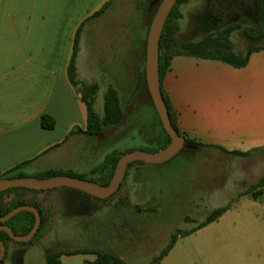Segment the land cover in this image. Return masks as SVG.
Instances as JSON below:
<instances>
[{
	"label": "rangeland",
	"instance_id": "1",
	"mask_svg": "<svg viewBox=\"0 0 264 264\" xmlns=\"http://www.w3.org/2000/svg\"><path fill=\"white\" fill-rule=\"evenodd\" d=\"M256 3L258 0H188L179 7L180 36L197 40L230 22L244 20L242 28L232 34L236 49L246 52L264 45V38L249 39L243 32L244 27H258L254 20ZM227 5L232 8L221 12ZM212 14L221 18L216 26ZM140 16L138 10L130 16L132 30L125 55L114 60L104 43L98 58L83 54L80 66L83 71L86 62H92L86 70L88 81L97 80L99 75L93 72L106 69L108 74L102 75L95 109L99 115L104 113L105 94L117 86L123 120L104 127L97 135H82L72 141L53 165L33 173L35 177L44 178L49 171H57L105 184L111 154L138 149L156 152L166 147L157 110L147 98L145 87L137 88V55L148 31ZM260 28L264 31V24ZM87 52L90 54V50ZM178 59L164 78L179 103L184 64ZM201 74L210 80H228L217 71L204 70ZM180 119L182 135L193 143L165 163L131 164L119 191L105 199L92 197L95 209L88 214L79 213L68 203L69 195L77 192L74 188L25 190L36 194L41 201L38 207L49 222L31 242L23 244L28 254L18 264H48L49 251H64L62 264H85L96 258L90 252L68 254L81 249L111 251L127 264L151 263L178 229L191 230L218 207L227 210L207 226L179 236L159 264H264V187H253L264 176L263 153L247 152L246 135L238 129L221 133L204 122L198 124V117L186 110ZM240 142L243 145L238 147ZM257 190L261 192L256 195ZM21 191L13 188L4 195ZM24 215L21 212L18 216ZM15 230L22 235L21 228ZM13 261L7 253L5 264H15Z\"/></svg>",
	"mask_w": 264,
	"mask_h": 264
},
{
	"label": "crops",
	"instance_id": "2",
	"mask_svg": "<svg viewBox=\"0 0 264 264\" xmlns=\"http://www.w3.org/2000/svg\"><path fill=\"white\" fill-rule=\"evenodd\" d=\"M109 1L110 6L95 15ZM154 1L144 9L143 0H0V173L20 165L17 172L34 176L53 165L72 141L87 135L81 85L73 84L68 73L76 35L80 31L77 79L97 83L100 89L102 75L108 73L100 69L93 72L99 75L97 80L88 81L86 70L92 62L80 70L83 54L98 58L105 43L114 60L125 55L130 16L138 10L148 25ZM177 58L184 64L179 103L165 78L163 86L178 122L186 110L198 117V124L204 122L221 133L238 129L246 135L247 152L264 155V48L253 51L243 67L176 55L169 69ZM204 70L223 73L228 80H210L201 74ZM46 114L56 121L52 129L40 124Z\"/></svg>",
	"mask_w": 264,
	"mask_h": 264
},
{
	"label": "trees",
	"instance_id": "3",
	"mask_svg": "<svg viewBox=\"0 0 264 264\" xmlns=\"http://www.w3.org/2000/svg\"><path fill=\"white\" fill-rule=\"evenodd\" d=\"M152 1L153 0H143V8L145 9L148 8ZM187 1L188 0H178L177 1V3L175 4L174 8L172 9L166 21V24H165V27L162 33L161 41H160V78H161V83H162V91L167 101V104L169 106V111H170L173 124L179 130L181 134L182 132L180 131L179 126H178V120H177L176 113L173 109L169 96L166 93L164 86H163L164 77L166 75V72L169 69L172 58L176 55H192V56L202 57V58H207V59L221 60L235 67H243L248 63L249 56L253 51L264 48V45L253 46L249 48L246 52H241L236 49L235 43L232 39V34L235 31L240 30L242 28V23L244 21L228 24L225 27L217 31H210L207 34H205L202 38L197 39V40L183 39L180 36V30H181L180 19L182 18V13L180 12L179 7L183 3H186ZM110 4H111V1L107 2L103 6V8L100 11H98L95 15L102 14L110 6ZM158 6H159V3H156L152 8L150 18L148 21V25H147V30H149V27L151 25L152 19L155 15V12ZM258 8L264 20V0H258ZM243 32L249 39H263L264 37V31L260 28V26L258 27L256 26V28L244 27ZM147 34H148V31L146 33V37L144 41L142 42L141 60H142L143 67L141 66L140 72L138 74L139 81L137 83L138 84L137 88H141L143 85L146 90H147V85H146V77H145V59H146ZM79 50H80V31L77 33L76 38H75L73 52H72L71 59L69 62L68 73H69L70 80L73 84L81 85V92L83 94L84 101L86 102L87 111H88V123H87V129L85 133L90 134V135H97L103 130L104 127L117 124L123 120L124 113L122 109V103L119 97L118 90L114 87H110L107 90L105 97H104V113L102 115H99L97 113L95 109V100H96L97 93L99 91V85L97 83L88 85L77 79V57L79 54ZM149 100L154 105L153 101L151 99ZM159 121L161 123L160 117H159ZM40 124L43 128L52 129L55 127L56 121L52 116L46 114L41 117ZM161 126L164 132L163 135H165L163 136L166 141L165 146H167L170 143L171 138L166 132V130L164 129L162 123H161ZM161 135L162 134H160V136ZM185 139H186V143L192 142L187 138ZM126 152L128 151L113 153L109 156L108 158V164H109L108 165L109 167L108 177L109 178L105 184H108L110 182L115 172L118 159ZM240 154L242 156L248 155L247 153H240ZM133 163L134 162L130 163L128 165V168ZM19 168H20V165H18L17 167H15V169H12L11 171L0 173V178L24 176L22 173L17 172ZM57 174H64V173L57 172V171H49L47 173V177L54 176ZM69 175H72V174H69ZM73 176H76V175H73ZM253 187L254 188L264 187V176L261 177L258 180V182L255 185H253ZM10 189H13V188H10ZM10 189H7L6 191L0 193V215H4L10 212L13 208L19 205H22L21 202H15L14 204H11L10 202H3L4 193L9 191ZM21 189H23L24 191L30 190L28 188H21ZM260 192L261 190H257L255 191V194L257 195ZM226 210H227V207L215 208L214 210L210 212V214L206 217L204 221L200 222L196 227L192 228L191 230L178 229L171 236L169 243L163 248L160 254L154 259V261H152L151 263H147V264H159L162 261V259L166 257L169 254V252L172 250V248L175 246L178 239L180 238L179 236H187L207 226L208 224L218 220ZM24 213H25L24 216L27 218V222L25 223V226L22 228L23 230V232L21 233L22 235H25L30 232L34 224V221H35V217L32 213L26 212V211H24ZM18 215H16V217H14L13 219L18 218L19 217ZM48 222H49V218L46 217L45 214H43L42 226L40 230L38 231V234ZM7 224L13 229L14 232H16L15 228H13L9 224V222H7ZM0 237L5 243H6V237L10 239L11 241H14L11 238H9L6 232H2L0 234ZM89 252L95 254L96 258L92 261H86L85 264H127V262L124 259H122L120 256H118L117 254L111 251H106V250L81 249V250H76L73 252H68V254L71 255V254L89 253ZM64 254H65L64 251H51L49 254H47V263L48 264H62L61 256Z\"/></svg>",
	"mask_w": 264,
	"mask_h": 264
},
{
	"label": "water",
	"instance_id": "4",
	"mask_svg": "<svg viewBox=\"0 0 264 264\" xmlns=\"http://www.w3.org/2000/svg\"><path fill=\"white\" fill-rule=\"evenodd\" d=\"M178 0H155L159 6L152 19L147 34L145 77L147 85V97L151 99L158 112L161 123L171 138L170 143L163 149L156 152L145 150H132L124 153L116 164L115 172L108 184H100L95 181L75 177L71 175H54L50 177L19 176L0 178V193L10 188H28L34 190H48L58 187H70L84 191L98 198H109L121 187L128 165L135 161L151 164H162L175 157L182 149L189 146L185 137L173 124L169 106L162 91L160 78V41L166 21ZM30 211L35 215V223L29 233L25 235L17 234L6 224L20 212ZM0 232L6 231L12 239L18 242H28L37 234L42 216L40 211L32 205H19L10 212L0 215ZM6 254V244L0 238V261Z\"/></svg>",
	"mask_w": 264,
	"mask_h": 264
},
{
	"label": "flooded vegetation",
	"instance_id": "5",
	"mask_svg": "<svg viewBox=\"0 0 264 264\" xmlns=\"http://www.w3.org/2000/svg\"><path fill=\"white\" fill-rule=\"evenodd\" d=\"M230 8H232V7L229 6V5H227L224 8V10L221 11V12L229 11ZM231 12H229V13H231ZM235 12H236L235 14H238V11H235ZM215 16H217V15L212 14V24L214 26L217 25L216 23H217L218 20H221V18H217ZM254 20H255L256 24H258V26L264 24V20H263V17L261 15V13H260V10L258 8V4L257 3H256V10L254 11ZM235 22H238V21H233V22H230L228 24L235 23ZM140 62H141V65H142V60L141 59H140ZM141 65H140V69H141ZM30 190H34V189H30ZM92 197H95V196H93L91 194H88V193H86L84 191L77 190L76 193H73V194L69 195V198H68L67 201H68V203L69 202L72 203V205H74L76 207V210L79 213L88 214L92 210L95 209V206L92 204ZM95 198H98V197H95ZM10 201L21 202L22 205H32V206H35L40 211L41 216H43V214H44L43 211L38 207V205H39V203L41 201L37 198L36 194L33 193V192H31V191L13 192V193H8V194H6V195L3 196V202H10ZM26 212H30V211H26ZM30 213H32V212H30ZM32 214L34 215V213H32ZM14 217H16V215ZM34 217H35V215H34ZM13 218H11L10 220L7 221V222H9V224L13 228H21L22 229L25 226V223L27 222V218L25 216L18 217L16 219H13ZM7 222H6V224H7ZM34 223H35V221H34ZM41 226H42V223H41ZM41 226H40V228H41ZM40 228H39V230H40ZM2 232H6V231L2 230L0 232V234ZM37 234H38V232H37ZM36 235L34 237H36ZM8 236H9V238H11L9 234H8ZM12 240H14V239H12ZM32 240H30L28 242H18V241H15V240L14 241H11L10 239H8L6 237V243L4 242L6 244V254H5L4 258L0 261V264H5L6 263L7 253H10L11 257H13V259H14L13 262L15 264H18L19 263V259L23 260L24 257L28 254V248L26 246H23V244L24 243H29ZM50 252L51 251H49L47 254H49Z\"/></svg>",
	"mask_w": 264,
	"mask_h": 264
}]
</instances>
